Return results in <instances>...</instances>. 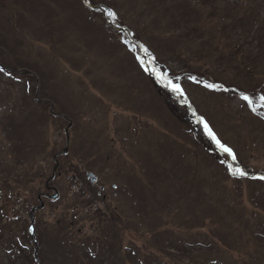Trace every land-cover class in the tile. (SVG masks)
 Listing matches in <instances>:
<instances>
[{
    "label": "rangeland",
    "instance_id": "374dc122",
    "mask_svg": "<svg viewBox=\"0 0 264 264\" xmlns=\"http://www.w3.org/2000/svg\"><path fill=\"white\" fill-rule=\"evenodd\" d=\"M0 67V264H264V0H0Z\"/></svg>",
    "mask_w": 264,
    "mask_h": 264
},
{
    "label": "water",
    "instance_id": "95a60500",
    "mask_svg": "<svg viewBox=\"0 0 264 264\" xmlns=\"http://www.w3.org/2000/svg\"><path fill=\"white\" fill-rule=\"evenodd\" d=\"M86 5L88 7H90L92 10L94 11H100L102 12L103 14V17L106 21V23L111 26L113 29L115 30H119L121 32H123L125 34V36L128 38V40L133 43L136 47V51L137 53L140 55V60L143 64H147L149 65L153 70H154V75L157 77V78H160V77H163V73H161V71H159L157 69V67L155 66L154 64V58L152 56H149L147 55V52H146V49L145 47L139 43V42H136L133 38V33H132V30L126 26V25H121L119 24L118 22L115 21V19L113 18V15L110 16L108 13L110 12V9L106 6V5H103V4H95V5H91L87 2H85ZM252 107L257 110L259 109L261 106L259 105H254L252 103ZM51 112L55 115V116H60L61 114L59 113H55L53 111V108L50 109ZM63 116V115H61ZM63 118L68 122V127L66 128L65 130V134H66V144H65V147H64V150L60 153H57L55 156H54V167H53V174L52 176L47 180L46 182V189L47 190H52L53 191V194H42L39 196V199L41 201V204L35 208H33L31 210V213H30V219H31V222H32V225L34 224V221H35V212L38 211V210H41L44 208L45 204L43 202V200L41 199L43 195L49 197L51 200H57L59 199L60 197V194H59V191L56 187H51L50 186V183L55 179V174L57 172V169L59 167V157L62 156V155H67L68 152H69V144H70V128L72 127V122L71 120L66 117V116H63ZM201 120V119H200ZM203 124L205 125V123L203 122ZM206 128V127H205ZM207 130V133L209 134V128L207 127L206 128ZM209 137L210 139L213 140V142L215 143V139H213V137L209 134ZM228 154V153H227ZM229 155V154H228ZM230 157V161H232V157L229 155ZM257 176L261 177V176H264V173H258ZM36 250H38V248H36ZM36 255V259L37 261L40 263V264H43L40 259L38 258V255H37V252L35 253Z\"/></svg>",
    "mask_w": 264,
    "mask_h": 264
},
{
    "label": "snow or ice",
    "instance_id": "6c2138e0",
    "mask_svg": "<svg viewBox=\"0 0 264 264\" xmlns=\"http://www.w3.org/2000/svg\"><path fill=\"white\" fill-rule=\"evenodd\" d=\"M108 14L110 16L115 15V13L111 12V11ZM0 71H4V69L2 67H0ZM9 75H10V73H9ZM191 79L195 80L196 78L192 77ZM169 84L172 87L173 91L182 93L183 89L179 85L172 84L171 81H169ZM205 87L212 89V90H219L223 86L220 84L205 82ZM227 90L228 89H225V91H227ZM241 98L243 100L247 101L250 105L253 103L252 98L250 96H248L247 94H241ZM261 100L264 101V96L261 97ZM253 110H255V109H253ZM201 120H203V117H201ZM205 127L206 128L208 127L206 122H205ZM209 134L213 137V139L216 140V143L220 145L221 149L224 152L228 153L232 157L233 161L237 160L236 153L233 151V149L230 148L229 146H227L226 144H223L218 138H216L215 133H213L210 128H209ZM229 169L232 171L233 175H238V176H246L247 175V172L241 167H238V166L233 167L232 165H229ZM260 179H264V176L260 177Z\"/></svg>",
    "mask_w": 264,
    "mask_h": 264
},
{
    "label": "flooded vegetation",
    "instance_id": "af4514ba",
    "mask_svg": "<svg viewBox=\"0 0 264 264\" xmlns=\"http://www.w3.org/2000/svg\"><path fill=\"white\" fill-rule=\"evenodd\" d=\"M159 82L160 81H162V80H158ZM163 82H164V80H163ZM177 96V95H176ZM70 152V151H69ZM59 167H60V161H59ZM59 169V168H58ZM86 174H82V175H74L73 176V182H74V185H73V189H78L79 188V186H82V184L84 183V181L85 180H88V179H90L91 180V185L92 186H97V184H98V181H99V179L97 178V176H93V172H87V170H83ZM62 174L63 173H60V172H58V170H57V172H56V176H55V179H54V181L57 179V178H59V177H61L62 176ZM86 175V178H84L83 179V177ZM93 180H94V182H93ZM53 181V182H54ZM53 182H51L50 183V186H53L52 185V183ZM53 187H55V186H53ZM57 188V187H56ZM58 189V188H57ZM106 191V186H100V190H99V192H98V195H102V192H105ZM46 193V191L45 192H42V194H45ZM49 194H52L53 192H48ZM107 194H103L102 195V197L105 199L107 196H106ZM42 199L45 201V203H46V201L47 200H50L51 201V199H49V197H47V196H45V195H43L42 196Z\"/></svg>",
    "mask_w": 264,
    "mask_h": 264
},
{
    "label": "trees",
    "instance_id": "16d2710c",
    "mask_svg": "<svg viewBox=\"0 0 264 264\" xmlns=\"http://www.w3.org/2000/svg\"><path fill=\"white\" fill-rule=\"evenodd\" d=\"M38 200V202H39V199H37ZM40 203V202H39ZM12 223H15V222H12ZM16 225H19V223H15ZM14 225V224H13ZM28 229V228H27ZM29 230L30 231H32V229H31V224H30V227H29ZM39 258H40V256H39ZM32 262L34 263V264H39V262L37 261V259H36V257L34 258V254H33V256H32Z\"/></svg>",
    "mask_w": 264,
    "mask_h": 264
}]
</instances>
